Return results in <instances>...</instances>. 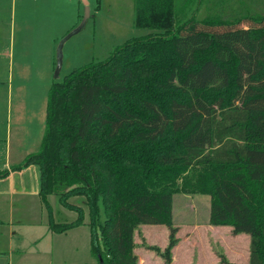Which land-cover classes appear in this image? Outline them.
Returning <instances> with one entry per match:
<instances>
[{
  "label": "trees",
  "instance_id": "obj_1",
  "mask_svg": "<svg viewBox=\"0 0 264 264\" xmlns=\"http://www.w3.org/2000/svg\"><path fill=\"white\" fill-rule=\"evenodd\" d=\"M175 13L176 0H135V25L151 31L55 80L39 149L0 178L37 165L49 229L88 225L98 264H139L141 224L168 226L152 248L172 264L177 192L209 194L210 222L248 234L249 263L264 264V14ZM53 192L75 220L55 219Z\"/></svg>",
  "mask_w": 264,
  "mask_h": 264
},
{
  "label": "rangeland",
  "instance_id": "obj_2",
  "mask_svg": "<svg viewBox=\"0 0 264 264\" xmlns=\"http://www.w3.org/2000/svg\"><path fill=\"white\" fill-rule=\"evenodd\" d=\"M87 8L90 12L85 24L64 43L63 66L56 77L59 42L81 25ZM258 14H264V0H176L175 23L191 17L233 19ZM134 22L135 0H0V170L21 163L23 157L39 149L52 83L74 68L105 59L128 38L151 31ZM7 177L12 179L0 181V193L8 194L10 182L26 192L5 195L1 217L16 222L12 228L20 230L23 240L27 231L37 227L19 220L43 219L44 226L49 220L39 194V169L33 164ZM48 200L57 221L70 222L78 217L77 211L62 205L57 192L51 193ZM70 201L85 206L82 196L71 197ZM85 211L87 221L86 206ZM173 223L178 228V241L172 249V264H224L222 256L234 264H250V236L233 233L229 224L210 222L209 194L177 192ZM1 232L5 235L7 228L0 226ZM90 234V227L84 224L55 235L61 240L59 249L54 244V253L45 255V263H36L98 264L91 253ZM134 241L139 264H166L152 247L160 252L166 248L167 225L141 224L135 229Z\"/></svg>",
  "mask_w": 264,
  "mask_h": 264
},
{
  "label": "crops",
  "instance_id": "obj_3",
  "mask_svg": "<svg viewBox=\"0 0 264 264\" xmlns=\"http://www.w3.org/2000/svg\"><path fill=\"white\" fill-rule=\"evenodd\" d=\"M25 157H23V159ZM12 165L13 164H11L9 168ZM14 172L15 171H11V173L8 176L12 177V174ZM9 179L12 178H8V177L0 178V181H7ZM8 185H9L8 194L0 193V226L7 228V232L5 235L3 232H1L0 234L1 235L0 240L2 241L1 242L2 245L0 244L2 246L0 247V264H37L36 263L37 261H43L45 263L46 261L45 255L47 254L52 255L54 253V244L58 246V249L60 247L61 240L55 235L60 236L62 234H66L71 229L64 233H56L49 229L48 223L46 224L48 227L44 226L43 219H41L40 221L38 220L35 221L32 218L28 220H19L21 224L27 222L28 225L37 227V229L34 228L31 231H27V235H25L26 238L21 240L22 235L20 234V230H14L12 228L14 227L13 225L16 222L11 217L9 219H6L3 216L1 217V213L5 209V202H6L5 195L11 196L14 193L26 192V189L18 188L14 184V182H10ZM40 226L44 227L42 231L38 229ZM35 254L36 256L39 255L38 258L33 256Z\"/></svg>",
  "mask_w": 264,
  "mask_h": 264
},
{
  "label": "water",
  "instance_id": "obj_4",
  "mask_svg": "<svg viewBox=\"0 0 264 264\" xmlns=\"http://www.w3.org/2000/svg\"><path fill=\"white\" fill-rule=\"evenodd\" d=\"M87 1V0H84ZM90 12V10L87 8V13L86 16L83 18L81 25L79 27H77L76 29H74L73 31L69 32L65 37L62 38V40L59 42L58 48H57V65H56V69H55V74L56 77L59 76V73L62 69L63 66V46L65 41L73 34L77 33L83 26V24H85V21L88 18V13Z\"/></svg>",
  "mask_w": 264,
  "mask_h": 264
}]
</instances>
